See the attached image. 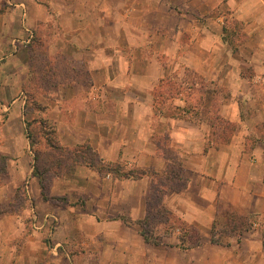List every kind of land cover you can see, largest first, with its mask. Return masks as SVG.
<instances>
[{
    "label": "crops",
    "instance_id": "0c3cea01",
    "mask_svg": "<svg viewBox=\"0 0 264 264\" xmlns=\"http://www.w3.org/2000/svg\"><path fill=\"white\" fill-rule=\"evenodd\" d=\"M0 8V49L9 50L12 36L47 27L50 53L63 57L65 70L76 74L44 96L63 146L84 143L102 161L158 172L179 167L186 181L173 193L175 210L183 209L187 221L205 229L225 209L254 216L255 225L237 245L224 248L230 264L237 256L245 264L264 260L259 240L264 233V0H0ZM231 18L242 19L247 32L236 49L223 33ZM19 56L25 60L26 50L13 55ZM187 69L207 84L204 104L199 107L183 93L158 101L159 80L175 74L184 84ZM218 86L229 93L211 100L210 89ZM215 112L235 124L227 140L215 135L210 121ZM152 181L149 175H100L79 164L56 181L53 193L98 200L97 232L110 237L113 248L123 244L131 251L100 263L168 264L166 250L165 256H151L153 245L139 228L114 219L118 213L139 219ZM42 213L43 226L60 222L54 245H46L43 232L26 226L21 215L0 210V264H83L87 212ZM128 228L134 230L133 242L123 235ZM154 247L161 251V245Z\"/></svg>",
    "mask_w": 264,
    "mask_h": 264
},
{
    "label": "rangeland",
    "instance_id": "374dc122",
    "mask_svg": "<svg viewBox=\"0 0 264 264\" xmlns=\"http://www.w3.org/2000/svg\"><path fill=\"white\" fill-rule=\"evenodd\" d=\"M3 10L4 8H0V13ZM243 28L242 19L226 20L223 27L224 38L233 49L238 48L239 44L246 40L247 32ZM47 32L48 29L45 27L27 31L23 37L12 36L8 42L9 50L0 49V210L21 215L26 226L43 232L42 240L46 245H54L56 241L54 234L60 222L54 225L55 221L52 219V223L43 226L42 218L45 213L42 212L52 210L56 213L64 208L83 209L87 212L83 215V264H102L100 262L104 259L127 257L131 252L127 245L120 244L113 248L110 237L97 232L95 218L97 220L102 218L99 216L98 200L93 195H83V199L73 201L66 196L53 193L56 181L73 174L79 164H85L81 157L84 155V158L88 159L90 155L87 144H79L73 148L63 146L59 141L56 126L47 117L48 99L45 97L76 77V74L65 70L63 57L57 53H50ZM21 50H26L25 60L21 56L13 57ZM173 75L175 74H169L170 77ZM202 78L201 74H194L187 69L184 73V84L172 79L171 85H167L161 95L165 99H170L177 93H183L200 107L209 96L207 84ZM210 92L211 100L216 98L219 100L226 96L229 90L218 86L210 89ZM159 139H163V136ZM47 140L55 142L57 147H52ZM101 162L103 166H107L110 161ZM115 162L131 168L122 161ZM177 170L186 178L175 165L160 171L156 176L149 175L153 181L149 193L144 197L142 216L139 219L123 213L114 215V219L130 227L139 228L137 222L147 215L144 228L161 236L163 240V244H160L161 251L150 243L153 245L150 254L153 257L165 256L166 250L168 264H210L209 259H222V264H230L231 253L224 247L239 242L240 236L251 230L255 225L254 216L225 209L221 211V216L213 219L209 229L187 221L184 210L180 208L175 210L172 205L175 203L173 193L180 191L184 185L183 180L168 176ZM96 171L100 175L108 172L104 169ZM166 171L168 174L164 175ZM163 209L172 215L161 214L159 211ZM29 210H32L30 215L27 213L26 215L25 211ZM108 212L113 213L110 210ZM231 214H238L243 219L231 221ZM104 215L105 212L102 213L103 219ZM133 231L128 228L123 232L127 240L132 239V242ZM182 237L199 240L200 245L183 249L180 247L184 242ZM259 240L264 241V233ZM244 250L249 252L250 248L245 247ZM237 253L242 254L239 249ZM227 258L230 260L226 261ZM231 264L245 263L237 256ZM258 264H264V260L261 259Z\"/></svg>",
    "mask_w": 264,
    "mask_h": 264
},
{
    "label": "trees",
    "instance_id": "16d2710c",
    "mask_svg": "<svg viewBox=\"0 0 264 264\" xmlns=\"http://www.w3.org/2000/svg\"><path fill=\"white\" fill-rule=\"evenodd\" d=\"M172 79H175V81H179V82L182 81L181 78L177 77V75H173V77H170V76L163 77L159 80L158 86L156 88V91H157L156 92L157 93L156 99L158 101L163 100V99H161L162 97H164L163 95H161L162 91H164V89L167 88V85L168 86L171 85ZM210 121H211V124L214 126V131H215V135H216L217 139H221V140H227L230 137V135H231V133L235 127L234 123H232L229 120H226L225 118L221 117L216 112L210 116ZM48 142L52 147H57L56 144H54L55 142H51L50 140ZM87 147H88V155H90V158L86 159V158H84V155H83L81 157L83 160L82 159H80V160L84 161L85 164H87L93 168H96L97 170L104 169L108 172H111L113 174V176H115L118 179H123V178L138 179V178H141L145 175L156 176V175L160 174V172L154 171V170H147V169H142V168H137V167L128 168V167L124 166L123 164H121L120 162H109V163H107V166H103L101 164L102 160L96 156V154L91 150V148L89 146H87ZM76 160L78 161V159H76ZM177 171H175L173 173H169V174L166 171L164 173V175L168 174L169 177H176L178 180H183L184 184H185L186 178H183L181 176V174H179V171L178 172ZM159 212L161 214H165L167 216L172 215L166 209H163L162 211H159ZM230 218H231V221H238V220L243 219V217L238 215V214H231ZM123 219H126V218H123ZM146 219H147V215H145V217L143 219H141L137 222L138 226H139V233L142 235L143 239L146 242L152 243L154 245L163 244V240H162L161 236H158L157 234H154V232L148 231L144 228V224H145ZM246 227H247V224H246ZM197 233H198V231H197ZM181 239H182V241H184L182 243V245L180 246L183 249H188V248H192L194 246L200 245L199 240H195L194 238L182 237Z\"/></svg>",
    "mask_w": 264,
    "mask_h": 264
}]
</instances>
